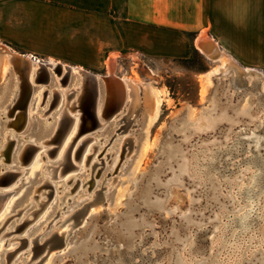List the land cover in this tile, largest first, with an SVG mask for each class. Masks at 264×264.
Here are the masks:
<instances>
[{"label":"rangeland","instance_id":"rangeland-1","mask_svg":"<svg viewBox=\"0 0 264 264\" xmlns=\"http://www.w3.org/2000/svg\"><path fill=\"white\" fill-rule=\"evenodd\" d=\"M234 61L237 65L223 66L195 46L186 59L134 55L120 67L109 63L105 70H87L116 80L137 78L152 88L142 86L139 109L124 132L122 125L132 118L125 119L129 106L122 105L121 81L114 94H107L104 81L98 84L104 128L98 119L89 129L70 133L72 124L58 121L67 110L62 91L81 77L65 73L62 81L68 82L60 86L56 74L42 69L27 105L17 108L12 102L6 111L15 114L0 122L2 139L11 127L19 138L5 150L4 165L11 172L6 176L10 183L0 186L6 191L0 200V264H264V188L258 189L255 174L264 172L256 160L264 158V105L263 111L258 108L264 103V78L239 73L252 67L264 74V66ZM16 82L12 74L0 81V109L10 104ZM51 89L60 94L58 101L54 96L49 101ZM69 93L72 103L77 93ZM158 99L159 114L152 121ZM90 108H95L92 100ZM16 113L21 123L8 126ZM111 140L115 149H110L114 142L108 146ZM44 141L48 156L44 149L34 152ZM94 143L97 150L91 148ZM109 152L115 153L107 157ZM48 161L51 167L62 163L61 177L50 179L54 188L44 182L41 167ZM73 174L77 177L65 190L75 189L62 205L73 199L59 214L63 190L58 186ZM94 192L99 205L93 203ZM249 195L259 203L254 211L245 198ZM36 199L47 203L38 207ZM245 212L251 217L240 231ZM68 229L64 245L56 238L63 239Z\"/></svg>","mask_w":264,"mask_h":264},{"label":"crops","instance_id":"crops-1","mask_svg":"<svg viewBox=\"0 0 264 264\" xmlns=\"http://www.w3.org/2000/svg\"><path fill=\"white\" fill-rule=\"evenodd\" d=\"M205 34L264 66V0H0V44L90 71L134 55L186 59Z\"/></svg>","mask_w":264,"mask_h":264},{"label":"bare ground","instance_id":"bare-ground-1","mask_svg":"<svg viewBox=\"0 0 264 264\" xmlns=\"http://www.w3.org/2000/svg\"><path fill=\"white\" fill-rule=\"evenodd\" d=\"M197 47L204 54H206L210 59H212L214 61H223V66H229L230 67V66H233V65H237L236 61H234V59H232L229 56V54H226L225 52H223L222 50H220V48L216 44V42L214 40H212L210 37H206L205 35L204 36H201V38L197 41ZM29 58H28V56H24V55H22L20 53H17L15 51H12L7 46H5L3 44H0V81H9L11 74L14 76L15 80L17 81L16 82V85H15V88L13 90L14 93H13V95L11 97H9L10 98L9 99L10 100V104H8V105L4 106V108L0 109V122H1V120L3 118H7L8 119L9 116L15 114V111H13L12 114H10L11 113V110L6 111L7 109H9L11 107V105H12L11 103L12 102H16L17 103L16 106L18 108L19 101H20V103L23 100H28V102L30 101L31 95L33 93L32 91L34 89L33 83L36 82L35 81V77L37 75H39V72L42 69H45L47 71V74H49V73H53L54 75L56 74L55 76H57V81L60 83V86H62V85L64 86V84H66L68 82V81H62V79L64 77L63 75L65 73L70 74L71 72L72 73L73 72H76V75L78 73L79 78L81 77L79 79L80 81H76V79H75L73 88H71V89L69 87L67 89H64L63 88V91H62L66 95L64 99L66 100V107L65 108L67 110L64 111L63 113H61V115H60L61 117L58 118V121H59V124H60L61 123V120H63V117L66 118L69 121V123L72 124V131L70 133H73L75 130H79L81 128V125L83 124L82 117H83V114H84V110H85L86 107H88V104H87V102H86L85 99H86L87 91L90 90V87H93L95 89V91H96V97H97V100L98 101H97V106H96V109L95 110H96V114H97V117H98V113H99L98 104H100V98H98V97H100L99 96L100 91L98 90V84H100V81L101 80L105 82L107 94H109L111 92L112 93L113 92H116V88H117V85L116 84H117V81H121L120 84L122 85V97H123L122 105H123V108H126V106L127 107L129 106V109L127 110L128 114L125 116V119L130 118V117L132 118L130 121H128V122L126 121V124L127 125L126 124L125 125H122V127H121L122 128V132L126 131L127 128L130 126V124L132 123L131 121L134 120L133 119V117H134L133 115L136 114V112L139 109V105L141 103V101H140L141 100L140 90L142 89V86H144L145 91L152 90V88L150 86H148L147 83L141 82V80H139L137 78L124 77V78H120L119 80L118 79L116 80L114 78L115 76L113 77L112 75H106V76L95 75L93 73H90L87 70H84L81 67H75V66L63 64V63L58 62V61H55L53 59H51L49 61H46V62L45 61L42 62L41 59L32 60V59H29ZM229 67H228V69H229ZM242 69H244V70L241 71V72H239V73L241 75H243V76L244 75L245 76H248V75H252V76L253 75H259V76H261V77L264 78V74L262 72L258 71L255 68H252V67H244ZM76 75H75V77H76ZM48 80H49V78H48ZM56 85H59V84H56ZM57 87H59V86H57ZM49 89H50V87H49ZM70 91H72V94L77 93L76 94V98L74 99V101L72 100V103H70V97H71L70 96V93H69ZM44 93H45V95L43 96V101L45 102V99L47 97V91H45ZM50 94H51V96L49 98V101H50V99L53 96H54L55 99H57V101L60 99V94L56 91V89H54V90L51 89ZM64 94H63V96H64ZM48 95H49V93H48ZM83 103L84 104L86 103V105H84ZM76 104H79L81 106V108H79V106H76ZM262 105H264L263 102L259 103V105H258V108L260 110H262L261 109ZM159 106H160V100L158 99L156 106H154L155 109L153 111L152 121H155L157 119V117H158V114H159ZM19 115H20L19 113H16V115H15L16 116V119H15L16 121H8L6 119L8 121V126H11L12 125V126H14V127L17 128V126H18V121L17 120H18ZM42 116H44V115H42ZM98 119H99L98 125H100L102 127V129H103L104 126L106 125V121H101L99 117H98ZM11 128H10L9 131H6V134L3 137V139L0 137V163H2V170H3L2 174L0 175V186L1 185L3 186L2 180L4 179V177L8 173L11 172L10 170H7L6 167H5V165H4V162L6 161V158H5L6 157L5 150H6L7 147L16 144V142L19 139V138L17 139L16 132L13 130V128L11 130ZM117 133H119V130L117 131ZM69 137H71V136H69ZM127 138H126V140H127ZM118 139H120V138H118ZM102 140L103 139H101L99 142L97 140L96 143L97 144H100L102 142ZM112 142H114V141L111 140V142L108 144V146ZM27 143H28V141H27ZM45 143H47V141L41 142L39 145L35 146L34 152L36 153V151H39V150H41V152H42V149L45 148ZM29 145H30V143H29ZM64 145L67 146L68 144L67 143L66 144L64 143ZM108 146H106L105 148H107ZM114 146H115V142H114V145H112L110 149H112ZM66 148L67 147L64 146L63 147L64 150L62 149L63 150L62 151L63 152L62 153V157H64V154L67 153V151H65ZM91 148L94 149V150H97L96 144L94 143L91 146ZM26 149L24 148V151ZM113 149H115V148H113ZM24 151L23 150L20 151L19 152L20 154L17 156V158H19L20 160H23L22 158L24 157ZM43 151L47 154V156L49 155L48 154L49 151H47L45 149ZM114 153L115 152H113V153L112 152L111 153L109 152L107 154V157H109L110 155H112ZM65 156H66L65 157L66 158L65 161H70L69 158H71V157L68 154H66ZM36 158H37V155L33 159V162L32 163H35ZM256 160H258V162H260L261 165H264V158H262V159L258 158ZM71 164H72V167L73 168L79 169V167L76 164H73V163H71ZM19 165H20V163H19ZM12 166L13 165H11V168H12ZM51 166H52L51 163L48 161L44 165H42L41 168H42L43 175H44V182L46 184L50 185L52 188H54V185H52V183H50V179H53L54 177H61L60 166H62V163H60L57 167H51ZM49 167H51V169ZM22 174H23V172H22ZM255 174H256V179H259L260 182H261V183L258 184V189L262 190L264 188V172H261V173L260 172H256ZM76 175L77 174L70 175L69 178H68V180H66L65 182L61 183L58 186V189H61V191L63 190L62 195H60V200H61L60 205H61V208L59 209L60 210L59 214H64L66 208H69V206L71 204V200L73 199L72 197L71 198H68L65 201V204L62 205L64 203L63 202L64 201V198L66 196H70L69 194L72 193L73 190L75 189V188H71V189L65 190V189H67V186L66 185L69 182H71L73 179H75L77 177ZM13 181H16V179H14ZM86 183H84L82 185L83 188L85 187ZM78 184H80L79 181H78ZM90 185L91 186L87 188L88 190L94 185V182L92 184H90ZM253 186H254V184H253ZM253 186H251L250 188L248 187L249 190H251V188ZM2 188L0 189V194H6V191H3ZM38 189H39V187L36 188L35 192H38ZM260 192L261 191L258 192V195L260 194ZM41 195H46L47 196V194H45V193H41ZM97 195H98V192H94V195H92L93 196V203L95 202L96 205H99L101 203V201H97L96 200L97 197H98ZM258 195H256V196H258ZM174 197L177 198V199H179L180 194H178V192H175ZM34 198H35L34 196H31L30 197V200L31 201L29 202L28 205H26V207H28L29 205L32 204V201L34 200ZM245 198H247L251 202V205L253 206L250 210L251 211H254V207L256 208V206L259 205L257 199L254 196H250V195L249 196H245ZM37 199H36V201H38ZM103 199H104V197H103ZM43 200L38 201V203H37L38 204V207L39 206L42 207V203L41 202H43V204H44L43 206H45V204L47 203V201H43ZM2 207H3V205L1 204L0 205V215L4 214L3 213L4 211L1 210V209H3ZM254 213H256V212H254ZM250 217H251L250 213L247 212L245 215H243V217L240 218L241 219V221L239 222V225L241 226L240 231H245L248 228V221H249V218ZM69 218H70V216L69 217H66L64 219V221H62V222L64 223ZM70 233L71 232H70L69 229L68 230H64L62 232L63 239L60 236H58L57 239L62 240V243L65 245V243L68 240V235ZM58 235H59V233H58ZM27 264H29V262Z\"/></svg>","mask_w":264,"mask_h":264},{"label":"water","instance_id":"water-1","mask_svg":"<svg viewBox=\"0 0 264 264\" xmlns=\"http://www.w3.org/2000/svg\"><path fill=\"white\" fill-rule=\"evenodd\" d=\"M59 71V70H58ZM86 102L88 104V107L85 108L84 110V114H83V117H82V120H83V124L81 125V128L80 129H84V130H87L90 128V126L96 122V120L98 121V117H97V114H96V106H97V97H96V91L93 87H90V90L87 91V94H86ZM91 100L92 102L94 101L95 103V108L92 110L90 108V105H91ZM28 103V100H23L19 105H18V108H23L27 105ZM84 104V103H83ZM86 105V103L84 104ZM20 114V113H19ZM21 115H19L18 117V125L21 123ZM67 119L63 117V120H61L62 124H65V121ZM68 121V120H67ZM58 140V139H57ZM24 159V158H23ZM7 176V175H6ZM6 176L4 177V179L2 180V183L3 185H7L10 183V180L8 181ZM4 194H0V200L3 198ZM58 238V236H57ZM56 238V239H57Z\"/></svg>","mask_w":264,"mask_h":264},{"label":"built area","instance_id":"built-area-1","mask_svg":"<svg viewBox=\"0 0 264 264\" xmlns=\"http://www.w3.org/2000/svg\"><path fill=\"white\" fill-rule=\"evenodd\" d=\"M34 59H36V58H34ZM42 60V59H41ZM42 61H45V60H42ZM46 62V61H45Z\"/></svg>","mask_w":264,"mask_h":264}]
</instances>
